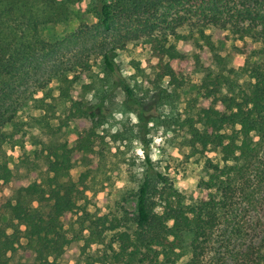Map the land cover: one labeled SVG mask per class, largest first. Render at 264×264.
Segmentation results:
<instances>
[{
  "label": "trees",
  "instance_id": "obj_1",
  "mask_svg": "<svg viewBox=\"0 0 264 264\" xmlns=\"http://www.w3.org/2000/svg\"><path fill=\"white\" fill-rule=\"evenodd\" d=\"M83 1L0 0V194L5 184H13L12 198L2 201L0 197V264H9V254L21 248L28 255L14 264H63V256L72 245L84 252L92 244L104 245V249L100 255H87L84 264H176L184 256L188 259L183 264H216L206 260L213 234L234 190L264 153V54L244 43V49L237 51L245 57L243 66L228 68L200 27L199 39L211 54L207 63L197 53L152 36L154 26L148 22L162 8L184 6V16L189 12L202 26L221 22L223 29L230 23V31L241 40L253 39L255 29L225 19L229 0H90L96 19L93 27L83 26L76 34L64 36L63 41H73L86 34L84 29L109 35L120 20L138 22L156 60L155 91L150 99L154 123L166 129H185L191 149H213L220 154L219 163L205 159L208 177L199 182L202 196L189 203L148 165L135 195L133 228L120 230L119 221L107 215L86 209L78 212L80 191L68 179L69 171L77 159L93 151L97 130L103 124L99 106L112 102L116 89L124 93L134 113L142 111L144 103L135 99L133 89L120 74L112 48L100 49V73L93 72L88 60L80 57L69 69L55 67L44 76L58 43L45 41L41 29L68 23ZM241 1L259 4L264 0ZM249 15L252 21L264 19L260 13ZM180 39H192L202 48L191 35ZM189 62L204 75L184 117L176 104L192 86L182 71ZM239 77L246 79L238 82ZM51 82L54 88L48 86ZM224 88L227 93H222ZM38 92L42 95L33 97ZM87 93L96 101L93 106L79 99ZM19 100H30V105ZM23 106H27L25 115L19 113ZM59 107L65 124L73 125L75 139L50 142L39 150L46 161L47 178L16 181L7 150L23 147L30 127L52 133L51 121L57 119L55 110ZM260 231L258 243L244 251L240 264H264V224ZM106 234H111L109 243L104 241Z\"/></svg>",
  "mask_w": 264,
  "mask_h": 264
},
{
  "label": "rangeland",
  "instance_id": "obj_2",
  "mask_svg": "<svg viewBox=\"0 0 264 264\" xmlns=\"http://www.w3.org/2000/svg\"><path fill=\"white\" fill-rule=\"evenodd\" d=\"M228 7L230 14L225 12V19L242 28L252 26L256 33L253 39L245 37L241 40L230 31V23L225 24L226 28L223 29L221 22L217 25L207 23V26H202V22L192 17L189 12L184 16V6L158 10L148 22L154 26L151 35L164 38L167 43L177 44L190 53H197L209 63L210 51L197 34L198 29L204 27V33L210 36L216 53L225 59L227 67L239 69L243 66L245 57L237 51L244 49V43H251V47L261 49L264 54V19L257 18L252 21L249 15H264V1L256 4L229 0ZM75 11V16L68 23L45 26L40 31L45 41L58 43L51 63H48L44 70V76L51 74L55 67L69 69L72 62L80 57L88 60L93 72L100 73V49L112 48L115 50L114 61L120 74L133 89L135 99L144 105L142 111L134 113L130 110L133 106L126 102L124 93L116 89L112 102L99 106L103 124L97 130L98 137L93 151L73 163L68 179L76 183L80 191L77 200L78 212L86 209L98 215H107L110 219L119 221L120 230L128 231L133 228L132 220L136 213L135 195L148 165L161 173L189 203L202 196L199 182L208 177L205 159L219 163L220 154L213 149H191L188 146L190 136L185 129H166L154 123L151 117L155 109L150 99L155 91L153 82L156 77V60L151 56L148 37L140 31L143 27L138 22L120 20L109 35L84 29L86 34L65 42L64 36L76 34L83 26L93 27L96 22L90 0H84ZM184 35L197 39L202 48L196 46L192 39L184 42L180 39ZM211 68L216 69L213 64ZM74 71L72 69L77 75ZM182 71L192 86L188 92L181 95L176 106L181 115L186 117L189 113L188 101L196 97L195 87L204 74L190 62L183 66ZM245 79L239 77L238 82ZM79 85L80 83H77L76 87ZM48 86L54 88L55 84L51 82ZM222 93H227V89L224 88ZM52 94L56 96L55 91ZM41 95L42 93L38 92L33 97ZM25 98L29 99L28 93ZM79 99L89 106L96 103L92 93L80 95ZM18 102L30 105V100ZM202 103L204 104L201 100L198 102ZM27 106H23L19 113L25 115ZM159 114L161 113L158 112ZM55 116L57 119L51 121L54 127L52 133L30 127L23 147L7 150L9 168L16 181H41L47 178L49 173L46 161L39 156V150L50 142H71L75 139V129L72 124H65L63 109L56 108ZM12 196L13 184H5L0 194L1 200H10ZM42 210H45L44 207ZM263 224L264 153L257 158L244 180L234 190L213 234L206 260L216 264H240L244 251L258 243ZM110 238L111 234H106L105 243H109ZM21 243L24 245L25 240L22 239ZM82 249L72 245L63 256V264H84L87 255H100L104 245L92 244L86 247L84 252ZM27 255V250L21 248L9 254V264H14ZM187 259L188 256H184L176 264H183Z\"/></svg>",
  "mask_w": 264,
  "mask_h": 264
}]
</instances>
